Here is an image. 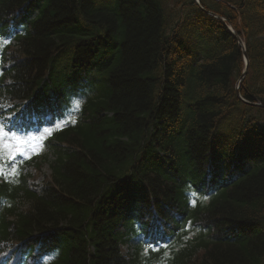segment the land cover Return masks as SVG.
<instances>
[{
	"label": "trees",
	"instance_id": "trees-1",
	"mask_svg": "<svg viewBox=\"0 0 264 264\" xmlns=\"http://www.w3.org/2000/svg\"><path fill=\"white\" fill-rule=\"evenodd\" d=\"M200 2L245 38L239 92L264 104V0ZM0 50L11 102L55 115L94 91L46 141L49 176L35 161L0 183L2 264H264V106L237 93L243 52L219 20L194 0H0ZM153 223L177 241L126 256Z\"/></svg>",
	"mask_w": 264,
	"mask_h": 264
},
{
	"label": "rangeland",
	"instance_id": "rangeland-1",
	"mask_svg": "<svg viewBox=\"0 0 264 264\" xmlns=\"http://www.w3.org/2000/svg\"><path fill=\"white\" fill-rule=\"evenodd\" d=\"M74 103L78 104V101L75 100ZM1 106H5L8 108L10 104H7L4 100H1ZM14 116V113L8 112L6 113L4 118H0V124L3 122L4 130L7 133V139L3 141L4 144H16V138H19L22 141H26L22 146L18 145L17 149L18 150H12L11 151V156L8 151H4L7 155L10 157H17V163L13 166L14 169H17V164L18 162L22 163L23 166L26 164V161L30 159V157H33L34 155H41L46 152L45 150V144L44 140L45 137L47 136L48 133L52 132L55 126L57 125H52V126H47L44 130H40L38 132H30L25 135L17 134L15 132L8 131L6 129L7 125V119L11 120L12 117ZM77 114L72 111L70 114V117L73 119L76 118ZM69 116H67L65 119H69ZM60 126L61 124L58 123ZM43 170L46 173H49V168H48V163L43 164ZM7 171V170H6ZM11 172L12 171H7ZM40 180L41 178L38 177Z\"/></svg>",
	"mask_w": 264,
	"mask_h": 264
},
{
	"label": "snow or ice",
	"instance_id": "snow-or-ice-1",
	"mask_svg": "<svg viewBox=\"0 0 264 264\" xmlns=\"http://www.w3.org/2000/svg\"><path fill=\"white\" fill-rule=\"evenodd\" d=\"M7 139V133L4 130L3 124H0V161H3V155L2 153L4 151H8L10 156H11V151L12 150H18L17 146L18 145H23L26 143V141H22L19 138H16V144H4L3 141ZM15 169H13V173H15ZM4 174V169L2 166H0V175ZM207 199V197H205Z\"/></svg>",
	"mask_w": 264,
	"mask_h": 264
}]
</instances>
